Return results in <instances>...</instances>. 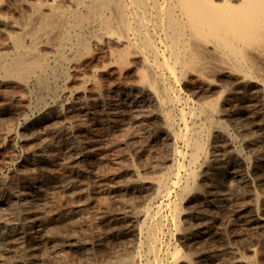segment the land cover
Instances as JSON below:
<instances>
[{
    "label": "bare ground",
    "instance_id": "6f19581e",
    "mask_svg": "<svg viewBox=\"0 0 264 264\" xmlns=\"http://www.w3.org/2000/svg\"><path fill=\"white\" fill-rule=\"evenodd\" d=\"M74 69L84 82H93L88 89L94 94L61 109L49 107V96L64 97L60 88L76 77ZM129 74L138 80L126 81ZM0 77L14 88L20 85V96L7 94L0 112L26 116L24 135L41 139L35 149L38 161L60 165L2 179L0 216L15 242L38 249L41 217L30 220L29 228L10 221L39 205L52 187H70L79 171L72 165L75 159L87 156L85 168L93 170V156L104 158L110 146L131 140L138 153L145 145L162 144L164 161L150 159L147 165L165 170L151 183L134 164L122 162L121 151L114 153L120 162L116 173L138 174L133 182H150L155 193L122 217L133 227L126 233L138 242L136 252L120 264L209 263V247L187 251L177 239L197 240L211 232L212 220L203 208H185L186 202L209 204L205 198L215 182L212 171L202 170L205 162L223 171V182L230 183L216 201H231L232 190L248 184L237 169L243 148L228 149L229 168L224 169L221 157L232 139L248 137V122L239 118L232 134L222 115L237 110L252 117L248 113L257 106L264 113V0H0ZM185 81L201 96L184 91ZM28 94L47 106L35 118H30ZM53 117L63 118L61 124L48 123ZM91 122L101 125L88 135L84 128ZM14 126L0 120L5 141L14 132L23 135ZM121 126L129 130L117 133ZM257 211L249 223L264 219ZM195 218L201 221L195 224ZM261 242L251 248L254 257L240 255L238 261L261 264L264 238Z\"/></svg>",
    "mask_w": 264,
    "mask_h": 264
},
{
    "label": "rangeland",
    "instance_id": "374dc122",
    "mask_svg": "<svg viewBox=\"0 0 264 264\" xmlns=\"http://www.w3.org/2000/svg\"><path fill=\"white\" fill-rule=\"evenodd\" d=\"M74 73L76 77L66 82V88L63 85L60 88V93L64 94V97H48L49 107L53 109L56 107L55 110L58 107L61 109L77 102V99H85L86 96L94 94L91 89H88L93 86V82H84L79 76V70L74 69ZM125 80L135 82L138 78L133 74H129L125 77ZM110 82L108 83L111 84ZM13 88L10 81L0 77V106L5 104L8 95L20 96V85ZM183 89L195 98L201 96L200 93L192 92L189 81L183 83ZM27 101H31L32 105V109L29 110L30 118L40 115L47 107L34 94H28ZM69 113L72 115L75 112L71 111ZM249 114L252 117H247V114L238 113L235 110L232 114L222 115V119L229 125L232 134L235 121L239 118L247 121L246 132L248 137L232 139L228 145L224 146L227 149V151H224L226 153L221 155V157H224V162L222 161L225 166L224 169L229 168L231 161L228 160L232 154L228 149L236 150L237 146L243 148L237 169L238 173L247 178L248 184L233 189V193H231L233 199L231 201H216L217 193L230 190V183L228 181L223 182V179H225L223 171L215 169L205 162L202 170L205 172L212 171L213 175L211 177H214L213 182H215L212 192H208L207 198L204 197L209 204L200 206L197 201L185 203L186 212L194 209L195 206H198L199 209L203 208L207 218L212 220L211 232L197 238V240H190L189 237H178L177 241L187 251L196 252L204 247H209L213 256L208 264H246L244 261H238V257L240 255L254 257L255 253L251 248L262 246L264 219L255 220L252 223H249L247 219L256 218L257 208H260L264 216V113L257 106ZM19 117L18 114L0 112V120L5 126L15 125L14 127H18L23 133L21 135L14 132L7 141H5L6 135L0 136V180L5 179V177L10 179V177L20 176L22 175L21 172L60 169V165H51L49 160L38 161L40 157L35 149L39 146L41 139L24 135L25 129L21 126H24L28 119L25 118L26 116ZM62 119L53 117L48 120V123L60 125ZM154 123L157 124V121L152 122V125L155 126ZM88 124L91 127L88 125L84 128V130H87L88 135L93 134V127L101 125L100 122ZM8 127L6 128L8 129ZM89 127L90 129H88ZM128 130V127L121 126L117 133H126ZM82 132L81 130L76 131V133ZM112 136L113 134H111ZM216 140H218L217 143L220 142L218 138ZM130 141L121 143L118 147L110 146L104 158L93 156V159H95L93 170L85 168L88 162L87 156L78 157L72 165L79 171L71 176L70 187L61 185L52 187L47 197L41 200L39 205L32 206L33 208L28 213L20 212L18 218H12L13 220L10 222H16L19 227L20 225H26L29 228L30 220L35 219L37 216L41 217L42 220L36 223L40 224L37 228H41L40 235L37 238L40 240L38 249L32 250L31 248L22 247L14 241L12 235L4 232L7 223L4 215H1L0 241L4 244V247L0 248V264H120L121 258L135 253L138 240L134 235L126 233L133 227L122 217L125 213L130 214L133 210L151 201L155 193L154 188L149 186L153 178L159 176L165 168H150L147 164L150 159H156L159 163H162L166 153L162 144L145 145L142 149L143 153H138L136 149H133ZM120 151L123 154L122 162L134 164L140 171V175L145 176L144 180L146 179L151 183H147L146 186L135 184L137 181L134 183L133 180L137 179L138 174L133 172L116 173L120 167V162L113 158L115 157L114 153ZM26 160L27 162L36 161L26 163ZM211 177L209 176V178ZM23 181L24 179H21L20 183ZM0 183L5 185L4 180ZM18 187V185L15 186V188ZM205 187L210 189L211 186L206 184ZM107 189H110L111 192L110 190L107 192ZM256 194L261 196L259 203ZM257 203L259 207H257ZM199 221L201 219L195 218V224H198ZM23 229L21 228L19 231ZM261 260V264H264L263 257Z\"/></svg>",
    "mask_w": 264,
    "mask_h": 264
}]
</instances>
